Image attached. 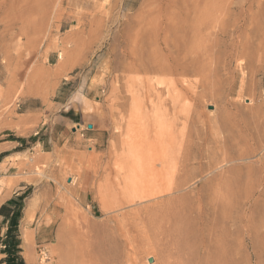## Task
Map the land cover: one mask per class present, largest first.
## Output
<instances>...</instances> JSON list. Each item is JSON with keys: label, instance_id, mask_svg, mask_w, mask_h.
I'll use <instances>...</instances> for the list:
<instances>
[{"label": "rangeland", "instance_id": "374dc122", "mask_svg": "<svg viewBox=\"0 0 264 264\" xmlns=\"http://www.w3.org/2000/svg\"><path fill=\"white\" fill-rule=\"evenodd\" d=\"M175 1L178 6L173 4L169 15L182 18L186 12L191 17L190 7ZM197 2L201 33L178 35L183 40L185 34V42L198 41L194 51L201 59L211 57L213 72L181 78L165 71H134L137 75L130 66L143 53L164 66L183 53L173 47L172 53L169 49L151 55L124 47L123 24L143 10V0H52L48 6L42 1L46 31L35 36L44 43L37 49L27 48L20 35L22 0H0V142L11 141L0 150L15 152L0 164V192H18L8 203L15 213L7 221L0 219V227L10 231L8 264H129L123 259L127 256L135 264L133 252L142 264H184L188 251L179 256L159 247L162 236L155 226L180 212L186 235L199 240L198 231L206 235L207 223L218 214L216 183L223 180L236 185L228 210L233 216L243 210L245 221L241 239L237 225L217 215L215 227L220 230L213 232L223 235L219 258L225 264H264V0ZM110 17L114 20L105 22ZM99 20L104 31L95 39L91 30ZM177 33L170 38L179 42ZM133 106L140 124L139 161L159 169L164 160L160 179L152 177L156 188L147 184L144 173L131 176L127 169L124 132ZM242 131L246 140L238 144L233 138ZM205 135H214L217 143H203ZM196 152L200 165H187L184 160ZM119 162L125 173L119 172ZM153 190L159 193L155 196ZM142 195L149 198L139 200ZM197 203L211 209L207 223H195L190 207ZM149 246L159 249L158 258Z\"/></svg>", "mask_w": 264, "mask_h": 264}, {"label": "bare ground", "instance_id": "6f19581e", "mask_svg": "<svg viewBox=\"0 0 264 264\" xmlns=\"http://www.w3.org/2000/svg\"><path fill=\"white\" fill-rule=\"evenodd\" d=\"M43 1V3H45V6H48V5H50V4H52V0H22V7H21V10H20V35L22 36V38L24 39V41H25V45H26V47L27 48H35V49H37V48H41V47H43L44 46V43H39V42H37V40H34V38H35V36L37 35L38 36V34L39 33H43V31H46V30H44L45 29V25L44 24H42L43 22H42V20H44V18L42 19V13L40 12V9L42 8V6L39 8V5L41 4V2ZM72 3H77L78 2V0H70ZM175 0H143V3H142V5L141 6H143L142 7V9L143 10H139V12L138 13H136L135 15H134V17L132 18L133 20H131L130 19V21L129 20H127L124 24H123V32H122V35L125 37V40H124V47L125 48H127L130 52L131 51H140V52H143V51H149L150 53L149 54H151L152 55V53L154 54L155 52H158V51H162L163 52V50H171V48L172 49H174V48H182V51H183V53L181 52V50H180V53L178 52L177 53V51H174V54H175V52L177 53L176 54V56L177 57H179L180 56V54H181V56H180V58H176L175 59V61H174V58L175 57H173V58H171L172 56H170V58H171V60L173 61V63H171V64H168L167 62V64L164 66V64L162 65V64H160V63H157V62H159V61H155L154 59H158V58H154V55H153V59H151V57H149L150 59H151V61H148L149 59H147L148 57L147 56H145L144 55V53L142 54V55H144V56H140L141 58H143V59H145L146 57V59L147 60H145L146 62L144 63V61H142V62H140L139 60H140V57L138 58L139 60H137V58H136V56H139L138 55V52L136 53L137 55L134 57V58H136V60H134V59H131V60H134V62H132V64L130 65L131 66V68L132 69H134L133 70V72L134 71H137V73L139 72V71H142L143 73H145V74H149L148 72H151L152 73V71H153V73H155L156 71L158 72V71H165V72H171V74L172 73H174L175 75H177V76H179V77H181V78H187V77H189V76H193V77H195V75H197V74H199V73H201V72H203L204 74H205V72H207L208 74H209V72H210V64L209 63H211V57L210 58H205V59H201V55L199 56V55H197V54H199V53H196L195 51L197 50V48H198V46H199V43H198V41H196V40H189V42L187 41V42H185V41H183L184 40V37H185V34L184 33H186L187 35H188V33H190V34H192V36H193V34H195L197 31H199L200 32V30H199V26H201V19H200V9H198V5L197 4H199L198 2H197V0H188V2L186 1V0H181L185 5V7L187 8V7H190V9H191V13H189L190 12V10L189 9H186L185 7V9L187 10V14L189 13V16H191V17H187V15L185 14L186 12H184V10L183 9H181V10H183V12H184V15L185 16H183L182 15V18H181V16L178 14L176 17H180V18H178L179 19V21H178V19L175 17V16H171V15H169V13H168V11L170 12V10H168V9H170V8H172V6H174L173 4H175V6H176V1L174 2ZM181 1H179V2H181ZM197 3V4H196ZM178 4V3H177ZM180 4H182V3H180ZM186 4H187V6H186ZM188 4H190L189 6H188ZM44 6V5H43ZM178 6V5H177ZM176 6V7H177ZM180 6V5H179ZM183 6V5H182ZM182 6H180V7H182ZM207 7V6H206ZM173 8H175V7H173ZM200 8V7H199ZM178 9L180 10V8L178 7ZM193 9V10H192ZM43 10H45V8L43 7L42 8V11ZM168 10V11H167ZM181 10H180V12H181ZM185 10V11H186ZM189 10V11H188ZM171 11H173V9H171ZM40 12V13H39ZM174 12V11H173ZM176 12V11H175ZM178 12V11H177ZM182 12V13H183ZM45 13H47L46 11H45ZM192 13H193V16H192ZM40 14H41V16H40ZM172 14V13H171ZM181 14V13H180ZM197 15H198V17H197ZM45 17V16H44ZM47 17V16H46ZM49 17V16H48ZM184 17V18H183ZM117 19V18H116ZM210 19V18H209ZM114 19L112 18V17H110V18H108L107 20H105V22L106 21H113ZM208 21V20H207ZM104 22H100V20L99 21H97L96 22V24L93 22L92 24L94 25L95 24V27H92L93 29L91 30V33L93 34V36H94V38L95 37H99L100 36V34H102V32L104 31V27L102 28V24H103ZM208 23V22H207ZM206 23V25H204V27L205 26H207L208 24ZM92 25V26H93ZM209 26V25H208ZM212 26V25H211ZM47 27V26H46ZM202 27V26H201ZM233 27H234V25H233ZM208 28V27H207ZM91 29V28H90ZM206 28H204V30H205ZM209 29V28H208ZM207 29V30H208ZM212 29V28H211ZM220 29V28H219ZM79 30H81V29H79ZM204 30H203V32H204ZM210 30V29H209ZM208 30V31H209ZM81 31H83V30H81ZM80 31V32H81ZM206 31V30H205ZM213 31V30H212ZM177 32H180V33H177ZM182 32H184L183 34V40H181V37H179V36H181V35H178V34H181ZM175 34V33H177V35H178V39H180V41H183L182 42V45L180 44V46L178 45V43L180 42H177L176 40H173V39H171L170 38V34ZM201 33V32H200ZM80 34H83V33H79L78 31H77V34L76 35H79L80 36ZM115 34V32H112V35H114ZM190 34L188 35V36H190ZM115 35H117V34H115ZM78 36V37H79ZM122 36V37H123ZM171 36H173V35H171ZM73 37V36H72ZM119 37V36H118ZM175 37V36H174ZM177 37V36H176ZM175 37V38H176ZM79 38H81V37H79ZM174 38V39H175ZM196 38V37H195ZM78 39V38H77ZM96 39V38H95ZM177 39V40H178ZM185 39H189V37H187V38H185ZM81 40V39H80ZM75 41V40H74ZM82 42V41H81ZM23 44V43H22ZM79 44V43H78ZM181 46H183V47H181ZM205 46V45H204ZM174 47V48H173ZM206 48V47H205ZM177 49V50H178ZM196 49V50H195ZM209 49V48H208ZM212 49H213V47H212ZM178 50V51H179ZM195 50V51H194ZM209 50H206L205 49V52H208ZM152 52V53H151ZM168 52V51H167ZM198 52V51H197ZM146 53V52H145ZM164 53V52H163ZM170 53V51L168 52V55H170L169 54ZM171 53H172V50H171ZM135 54V53H134ZM133 54V55H134ZM179 54V55H178ZM225 54V53H224ZM156 55V54H155ZM166 55V54H165ZM164 55V56H165ZM191 55H193V56H191ZM226 55V54H225ZM224 55V56H225ZM229 55V54H228ZM163 56V57H164ZM174 56V55H173ZM207 57H208V55H206ZM131 57V56H130ZM161 57V56H160ZM166 58H167V56H166ZM165 58V59H166ZM224 58V57H223ZM222 58V59H223ZM143 59H141V60H143ZM168 59V58H167ZM229 59V57L228 56H226V59H224V60H228ZM207 60H208V62H207ZM210 60V61H209ZM232 60V59H231ZM148 61V62H147ZM213 61V60H212ZM163 61H161V63H162ZM130 63H131V61H130ZM130 63H128V64H130ZM218 63V62H217ZM222 63H223V65H224V67L227 65V63L226 62H224L223 60H222ZM229 63L231 64V61L229 60ZM128 66L129 65H127V68H128ZM126 68V69H127ZM130 67H129V70L131 69ZM155 71V72H154ZM212 71V70H211ZM213 72V71H212ZM212 72H210V73H212ZM125 73V72H124ZM126 73H129V71L128 72H126ZM132 72H131V70H130V73L129 74H131ZM135 73V72H134ZM133 73V74H134ZM137 73H135V74H137ZM140 73V72H139ZM202 73V74H203ZM206 73V74H207ZM141 74V73H140ZM168 74V73H167ZM166 74V75H167ZM170 73H169V75H171ZM138 75V74H137ZM163 75H164V72H163ZM211 74H209V76H210ZM174 76V75H173ZM198 76V75H197ZM204 76V75H203ZM202 76V77H203ZM201 77V78H202ZM127 78V77H126ZM204 78V77H203ZM206 79H207V77H206ZM121 81V80H120ZM128 82V81H127ZM122 85V84H121ZM120 88V87H119ZM121 88L123 89V85L121 86ZM120 88V89H121ZM130 88V87H129ZM132 88V87H131ZM121 89V90H122ZM120 90V94H122V92H123V90L121 91ZM129 90V89H128ZM134 93V92H133ZM164 93V92H163ZM132 94V93H131ZM126 95V94H125ZM129 95V94H128ZM123 97H124V94H123ZM122 97V98H123ZM120 98V97H119ZM118 98V99H119ZM130 98V97H129ZM129 98H126V100L128 99L129 100ZM132 99V98H131ZM133 100H134V98H133ZM138 100V99H137ZM122 101V100H121ZM119 103V102H118ZM117 103V104H118ZM139 103V102H138ZM134 104V103H133ZM119 105H122V106H124L125 105V101H123L122 103H120ZM119 105H118V108H120L119 107ZM131 105V104H130ZM121 106V107H122ZM124 108V107H123ZM126 109H127V105H126ZM121 110H122V108H121ZM124 110V109H123ZM122 110V111H123ZM124 111H127V110H124ZM121 113V112H120ZM123 113H125V112H123ZM122 113V114H123ZM132 114V115H131ZM131 115V116H130ZM128 120V121H127ZM139 115L136 113V108H134V106L133 107H131V109H130V112H129V114H128V117H127V119H126V122H127V125H128V128H127V131H129L128 133H129V135H128V133L126 134V132L127 131H125L124 133H125V135H127L128 137H126V136H123V132L121 133V135L123 136V137H126V139H127V142L125 141L124 142V145H125V147L126 148H129V150H128V153L127 152H125L126 150H124L125 149V147H123V150H124V153H127V154H125V156H127L128 157V160L130 159V161H129V166L127 167V169H128V172H130L131 173V176H133V175H138V176H140V174L142 175V173H144L145 175V178L144 179H146L147 180V184H151V186H153L152 188H154L156 185L154 184V183H152L151 181H153V180H155V179H153L154 178V176H155V178H156V180H157V178H159L160 179V177H159V175L162 173V172H164V168H162V166H163V162H164V160L163 161H161L160 163H159V169H156L155 167L153 168L152 166H150L151 165V163L150 162H148V161H146V160H140L139 161V157H140V152H139V150L140 149H138V145L136 144V141H137V139H138V133L140 132V128H139ZM125 122V123H126ZM139 124V125H138ZM143 129V128H142ZM143 131V130H142ZM245 131V130H244ZM244 131H242V133L241 134H237L233 139H235L236 138V140H237V143L239 144V143H243V142H245V137H246V135H245V132ZM160 135V134H159ZM215 135V134H214ZM212 136V138H209L208 136H206L205 135V138L203 139V143H207V144H212L213 142H215V143H217L216 142V137L215 136ZM121 136V137H122ZM159 137V136H158ZM137 138V139H136ZM196 139H197V141H200V137H199V134L196 136ZM124 140H125V138H124ZM228 140V138H226V141ZM122 141V140H121ZM160 141V140H159ZM126 143H127V146H126ZM160 144L162 143L161 141L159 142ZM227 143V142H226ZM159 144V145H160ZM226 145V144H225ZM162 147H163V145H161ZM239 146V145H238ZM225 147V146H224ZM156 148H158V147H156ZM158 149H160V146H159V148ZM163 149V148H162ZM161 149V150H162ZM221 149V148H220ZM143 150H145V149H143ZM226 150V149H225ZM158 151H160V150H158ZM163 151V150H162ZM162 151H160V152H162ZM222 151V150H221ZM143 152V151H142ZM153 152V151H152ZM156 153H158V152H156ZM222 153V152H221ZM158 155V154H157ZM156 155V156H157ZM198 155V153L196 152V153H194L190 158H186L185 160H184V162H189L187 165H191V166H194V167H196V166H199L200 165V159H199V155ZM124 155L122 156V158L124 159V157H125ZM162 156H163V153H162ZM126 157V158H127ZM148 157V156H147ZM146 157V158H147ZM145 158V157H144ZM150 157H148L147 159H149ZM127 160V159H126ZM126 160H124V162L126 161ZM127 160V161H128ZM154 160H156V159H154ZM150 161V160H149ZM152 161V160H151ZM157 161V160H156ZM121 162V161H120ZM120 162H119V164H120ZM157 163H158V161H157ZM123 164V163H122ZM125 164L126 163H124V166H125ZM208 164L210 165V162H208ZM121 165V164H120ZM154 165V164H153ZM120 167V166H119ZM122 167V168H121ZM121 167H120V169H119V172H120V170H122L124 167L121 165ZM151 167H152V169H151ZM126 169V168H125ZM124 170V169H123ZM123 170H122V172H123ZM122 172L120 173L121 174V178H122V176H124L123 174H122ZM124 173H125V170H124ZM126 173H127V170H126ZM130 173H127L126 174V176L129 174L130 175ZM119 175V174H118ZM128 175V176H129ZM120 176V175H119ZM127 176V178L130 180V177H128ZM137 176V177H138ZM141 177V176H140ZM142 177H143V175H142ZM153 177V178H152ZM120 178V177H119ZM124 179L126 178V177H123ZM123 178H122V180H123ZM132 178V177H131ZM133 179V178H132ZM121 180V179H120ZM121 180V181H122ZM126 181H127V179H125ZM128 180V181H129ZM136 180H138V179H136ZM142 180V179H141ZM125 181V182H126ZM132 182L134 181V179L133 180H131ZM139 182H140V180H138ZM137 181V182H138ZM161 181V180H160ZM124 182V183H125ZM135 182V181H134ZM122 183H123V181H122ZM123 183V184H124ZM132 185H133V183H132ZM132 185H129V187L130 186H132ZM135 185V184H134ZM155 185V186H154ZM233 186H236V185H234L233 183H231L229 180H223V182H221V183H219V182H217L216 183V191H217V194H220L219 196H220V199L218 198V196H216L215 198H214V201H216L217 202V206H218V214L217 215H223L222 217L224 218V215L226 216V220L227 221H232V223H233V225H237V228H238V232H239V237L241 238L242 236H243V228H244V221H245V218H244V215L242 214V211L243 210H239L238 212H236V215L235 216H233V214L230 212V209L228 210V206H229V199L231 198V197H233V196H231L230 197V195H231V190H232V187ZM127 187H128V185H127ZM126 187V188H127ZM143 187V186H142ZM124 188H125V186H124ZM131 188V187H130ZM144 188V187H143ZM149 189H150V186L148 187ZM147 188V189H148ZM156 188V187H155ZM176 187H173V189H175ZM234 188H236V187H234ZM233 188V189H234ZM129 188H127V190H128ZM132 189H134V186H133V188ZM146 189V188H145ZM145 189H144V191H145ZM126 190V189H125ZM130 190V192H131V189H129ZM236 190V189H235ZM135 191V190H134ZM148 191V190H147ZM153 191H155V190H153ZM171 191V190H170ZM241 191H242V189H241ZM241 191H240V195H241ZM139 192V191H138ZM235 192V191H234ZM159 192H156L155 191V193H153V195H157ZM141 194V193H140ZM143 194V193H142ZM222 194H225L224 196L222 195ZM235 194V193H234ZM233 194V195H234ZM239 194V193H238ZM131 196H132V194H131ZM141 196V195H140ZM143 196V195H142ZM135 197V196H134ZM137 197V196H136ZM147 197L149 198V196L147 195ZM146 196H143V197H141V198H139V200H144V199H146L147 198ZM238 197V196H237ZM241 197H242V195H241ZM240 197V198H241ZM136 199V198H135ZM135 199H132V201L133 200H135ZM138 200V199H137ZM231 200V199H230ZM242 200V199H241ZM136 201V200H135ZM130 202H131V200H130ZM234 202V201H233ZM236 204V203H235ZM239 204V203H238ZM240 205V204H239ZM194 206V205H193ZM236 206H237V204H236ZM238 207V206H237ZM236 207V208H237ZM146 208H143V210H145ZM234 209H235V207H234ZM241 209H243V208H241ZM140 210H141V208H138L137 209V213H139L140 212ZM233 210V209H232ZM235 211V210H234ZM190 212L191 213H194L195 214V223L197 224V223H204V222H206L207 223V218H209V215H212V212H211V209L209 208V207H204L202 204H199V203H197L194 207H190ZM244 212V211H243ZM132 214V213H131ZM137 215V214H136ZM183 214H181L180 212H178V213H171V218H170V220H168L167 218H165L164 219V223L163 224H159L160 225V227H158V226H155V227H157L158 228V230L160 229V233H161V244H157L159 247H162V249H164V250H167V251H170V253L172 252V250L174 251V252H176V254L178 253L179 254V256H180V253L181 252H183L184 250H187L188 251V258L184 261V264H225L224 263V260L223 259H221V258H219V256H220V250H219V244L220 243H222L221 242V236L223 237V235H222V233H221V236L220 235H215L214 234V230H216V229H219V228H217V227H215V221H216V217H217V215L216 216H214L215 215V212H213V216H214V219L212 220V221H209L208 223H207V225H208V227H209V229H208V232H207V234L205 235L204 234V231H198V234H200V239L199 240H197V241H193L192 239H191V237H189V236H191V235H186V233L184 232V223L186 224V219H185V217H183L182 216ZM138 216V215H137ZM132 218V217H131ZM134 218V217H133ZM124 221V220H123ZM147 221H151L149 218H148V220ZM220 221V220H219ZM222 222V221H221ZM118 224V223H117ZM116 224V225H117ZM122 225V224H121ZM123 226L125 227V226H127L126 224H123ZM187 226V225H186ZM221 226H223V225H221ZM225 227V226H224ZM224 227H223V229H224ZM119 228H122V226L121 227H119ZM222 228V227H221ZM118 229V228H117ZM227 229V228H226ZM157 230V231H158ZM220 230V229H219ZM124 231V230H123ZM126 231V230H125ZM118 232V231H117ZM121 232V231H120ZM222 232H223V230H222ZM226 232V231H225ZM228 232V231H227ZM226 232V233H227ZM159 233V234H160ZM122 234H123V232H122ZM125 234V233H124ZM158 233H156V235H157ZM187 234H189V233H187ZM209 234V238H207V235ZM228 234V233H227ZM117 235H118V233H117ZM224 235H226V234H224ZM159 236V235H158ZM212 236H213V238H212ZM229 236V235H228ZM125 237V236H124ZM156 238V237H155ZM243 238V237H242ZM241 238V239H242ZM127 239V238H126ZM240 239V240H241ZM158 240H159V238H158ZM127 241V240H126ZM224 241H227V240H224ZM223 241V242H224ZM226 243V242H225ZM228 243V242H227ZM222 245V244H221ZM223 245L226 247V245L223 243ZM222 245V246H223ZM228 247V246H227ZM148 249L150 248V246L149 247H147ZM203 249V253H202V250ZM130 250V249H129ZM150 251H151V253H153V255H155V257L154 256H152V257H154L155 259L156 258H158V252H159V249L158 248H156V249H154V248H150ZM173 252V253H174ZM222 253H223V250L221 251ZM169 253V254H170ZM226 253V252H225ZM132 255H133V260L135 261V264H142L141 262H140V260H138V258L136 257V252H133L132 253ZM222 255V254H221ZM223 255H225V254H223ZM227 255V254H226ZM228 256V255H227ZM220 257H222V256H220ZM225 258H226V256H224ZM149 258V257H148ZM82 259V258H81ZM123 259H125V261H126V263H129L130 264V262H131V260H132V257L131 256H127L126 258H124L123 257ZM89 260V259H88ZM154 261V260H153ZM149 262L150 263H152V259L150 258L149 259ZM167 262V261H166ZM125 262H117V264H124ZM154 264H155V262H153ZM227 263H228V261H227ZM81 264V263H80ZM183 264V263H182ZM229 264V263H228Z\"/></svg>", "mask_w": 264, "mask_h": 264}, {"label": "crops", "instance_id": "0c3cea01", "mask_svg": "<svg viewBox=\"0 0 264 264\" xmlns=\"http://www.w3.org/2000/svg\"><path fill=\"white\" fill-rule=\"evenodd\" d=\"M11 141H2L0 142V147L3 144H10ZM21 146V145H20ZM13 148H15V146H13ZM21 152V151H20ZM15 154V152L11 153H7L6 149L0 150V164L2 163V161L5 158H9L12 157V155ZM8 171L11 172V168L7 167ZM15 171H12V173H14ZM4 177H8L7 175H5ZM24 187L22 186V184L20 183V187L19 189H23ZM18 196V192L16 189H12L11 192H8L6 188L2 189V191L0 192V208L2 206H5L6 209L11 210V213L8 217H3L2 215H0V219H3L4 221H7L11 218V216H13V214L15 213V209L14 206H10L8 203H10V201L12 199H14L15 197ZM3 226V225H2ZM0 227V264H8L10 262V257L12 256L9 255V257L5 260V258L7 257V253L3 252L1 249H3V246L6 247V245L10 248V242H9V238L7 237V227ZM6 230V234L4 235V231ZM10 235V234H9ZM16 248H19L20 245H16Z\"/></svg>", "mask_w": 264, "mask_h": 264}, {"label": "trees", "instance_id": "16d2710c", "mask_svg": "<svg viewBox=\"0 0 264 264\" xmlns=\"http://www.w3.org/2000/svg\"><path fill=\"white\" fill-rule=\"evenodd\" d=\"M10 213H11V210H9V209H6V207L5 206H2L1 208H0V215H2L3 217H8L9 215H10ZM10 231L8 230L7 231V237H9L10 235ZM5 252L7 253V257L5 258V260L9 257V255H11V249L6 245V247H5ZM19 264H24L22 261H19Z\"/></svg>", "mask_w": 264, "mask_h": 264}, {"label": "built area", "instance_id": "2783aa9c", "mask_svg": "<svg viewBox=\"0 0 264 264\" xmlns=\"http://www.w3.org/2000/svg\"><path fill=\"white\" fill-rule=\"evenodd\" d=\"M3 248H5V246H3ZM41 255H45V252H43L42 250L40 251Z\"/></svg>", "mask_w": 264, "mask_h": 264}, {"label": "water", "instance_id": "95a60500", "mask_svg": "<svg viewBox=\"0 0 264 264\" xmlns=\"http://www.w3.org/2000/svg\"><path fill=\"white\" fill-rule=\"evenodd\" d=\"M89 127H91V126H89Z\"/></svg>", "mask_w": 264, "mask_h": 264}]
</instances>
